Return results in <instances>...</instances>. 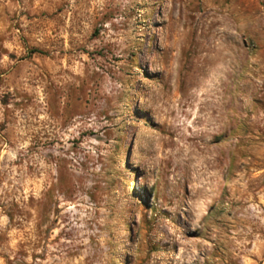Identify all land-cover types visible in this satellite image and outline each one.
Instances as JSON below:
<instances>
[{
    "label": "rangeland",
    "instance_id": "1",
    "mask_svg": "<svg viewBox=\"0 0 264 264\" xmlns=\"http://www.w3.org/2000/svg\"><path fill=\"white\" fill-rule=\"evenodd\" d=\"M0 264H264V0H0Z\"/></svg>",
    "mask_w": 264,
    "mask_h": 264
}]
</instances>
